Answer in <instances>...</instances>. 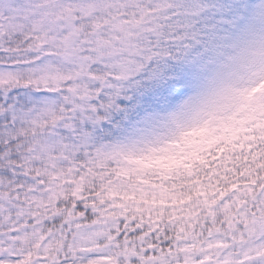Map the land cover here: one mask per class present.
I'll use <instances>...</instances> for the list:
<instances>
[{"label":"snow or ice","instance_id":"1","mask_svg":"<svg viewBox=\"0 0 264 264\" xmlns=\"http://www.w3.org/2000/svg\"><path fill=\"white\" fill-rule=\"evenodd\" d=\"M0 264H264V0H0Z\"/></svg>","mask_w":264,"mask_h":264}]
</instances>
